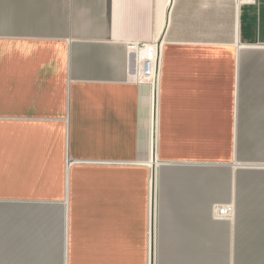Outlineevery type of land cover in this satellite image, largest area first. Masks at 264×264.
Returning <instances> with one entry per match:
<instances>
[{
	"label": "crops",
	"instance_id": "obj_1",
	"mask_svg": "<svg viewBox=\"0 0 264 264\" xmlns=\"http://www.w3.org/2000/svg\"><path fill=\"white\" fill-rule=\"evenodd\" d=\"M0 264H264V0H0Z\"/></svg>",
	"mask_w": 264,
	"mask_h": 264
},
{
	"label": "built area",
	"instance_id": "obj_2",
	"mask_svg": "<svg viewBox=\"0 0 264 264\" xmlns=\"http://www.w3.org/2000/svg\"><path fill=\"white\" fill-rule=\"evenodd\" d=\"M239 3L255 4L256 0H237ZM134 55L140 57L142 68L140 73L143 77H153L155 75L154 69L157 64L156 48L152 46H143L142 48L131 47ZM232 214V206L228 204L215 205L212 208V217L215 220L229 219Z\"/></svg>",
	"mask_w": 264,
	"mask_h": 264
},
{
	"label": "rangeland",
	"instance_id": "obj_3",
	"mask_svg": "<svg viewBox=\"0 0 264 264\" xmlns=\"http://www.w3.org/2000/svg\"><path fill=\"white\" fill-rule=\"evenodd\" d=\"M156 226H157V223H156ZM150 229H151V227H150ZM150 231H149V233H150V237H151V232ZM157 236H158V234L156 232V227H155V231L153 233V238H150L151 241H150V247H148V257H150L151 242L153 240V244H152L153 251H154V257L153 258H155L156 260H157V257L161 255V251L158 248V237Z\"/></svg>",
	"mask_w": 264,
	"mask_h": 264
},
{
	"label": "bare ground",
	"instance_id": "obj_4",
	"mask_svg": "<svg viewBox=\"0 0 264 264\" xmlns=\"http://www.w3.org/2000/svg\"><path fill=\"white\" fill-rule=\"evenodd\" d=\"M155 227V226H154Z\"/></svg>",
	"mask_w": 264,
	"mask_h": 264
}]
</instances>
